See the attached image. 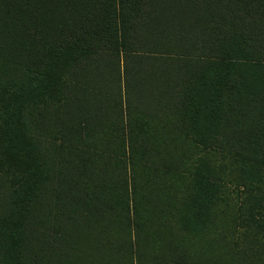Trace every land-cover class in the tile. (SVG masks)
Instances as JSON below:
<instances>
[{
  "label": "trees",
  "instance_id": "trees-1",
  "mask_svg": "<svg viewBox=\"0 0 264 264\" xmlns=\"http://www.w3.org/2000/svg\"><path fill=\"white\" fill-rule=\"evenodd\" d=\"M166 2L182 26L191 21L185 41L208 59L206 74L195 69L202 61L190 64L196 93L204 90L209 105L210 129L195 134L203 154L184 163L174 150L150 162L152 135L132 131L126 153L132 186L99 184L102 167L83 166L93 201L111 186L120 188L112 193L121 200L111 207L81 200L72 212L96 210L91 233L104 238L111 226L116 243L137 259L142 240L169 251L179 239L208 246L205 264H264V0H0V264H40L45 245L38 236L47 235L55 216L43 190L49 166L28 129L31 109L67 104L66 87L79 85L90 67H119L140 44L129 32L156 23ZM188 99L185 108L194 96ZM138 155L149 172L142 184ZM127 194L130 205L122 208ZM62 245L57 254L67 252Z\"/></svg>",
  "mask_w": 264,
  "mask_h": 264
},
{
  "label": "rangeland",
  "instance_id": "rangeland-1",
  "mask_svg": "<svg viewBox=\"0 0 264 264\" xmlns=\"http://www.w3.org/2000/svg\"><path fill=\"white\" fill-rule=\"evenodd\" d=\"M161 8L156 23L129 32L135 34L140 44L130 57L122 56L119 67L113 70L103 67L106 69L103 71L90 67L88 74L79 76L76 81L79 85L66 87L67 104L49 101L30 111L28 129L40 146L45 168L49 166L50 177L43 190L45 194L48 191L49 205L55 214L49 216L47 235L38 236L45 245V250L39 251L40 264H91V258L98 264H205L211 259L206 255L208 246L200 241L192 246L179 239L171 243L169 251L167 246L163 249L152 244L146 246L142 240L143 254L137 259L136 254L123 251L122 245L116 243L111 226L106 238L99 239L91 233L88 221L96 210L89 213L88 208L81 216L72 212L76 203V209L81 205V200L98 205L102 199L108 207L121 200L119 194L112 193L121 191L120 188L115 190L111 186L98 192L93 201L90 198L93 192L86 190L90 178L80 169L83 166L102 167L105 173L98 177L99 184L121 182V188L132 186V167L126 155L132 131L152 135L147 143L151 145L150 162L174 150L181 152L175 158L184 163H195L203 154L201 145L195 143V134L198 131L205 134L210 129L209 105L204 90L196 93L190 64L202 61L195 69L206 74L204 62L208 59L199 46L190 39L185 41L184 34L189 33L191 21L187 27L182 26L180 14L170 13L173 7H169V2ZM261 74L256 72L255 76ZM191 96H194L192 107L185 108L183 102ZM156 123L160 126L155 127ZM139 162L138 155V183L149 181V172ZM127 195L129 201L125 200L122 208L130 205L131 195ZM117 213L123 218L121 208ZM143 213L147 216L146 211ZM108 220L103 219L105 224ZM205 237L211 246L210 228ZM58 242L68 249L66 253L57 254Z\"/></svg>",
  "mask_w": 264,
  "mask_h": 264
},
{
  "label": "bare ground",
  "instance_id": "bare-ground-1",
  "mask_svg": "<svg viewBox=\"0 0 264 264\" xmlns=\"http://www.w3.org/2000/svg\"><path fill=\"white\" fill-rule=\"evenodd\" d=\"M189 7V6H188ZM191 7V6H190ZM168 9V8H167ZM187 10V9H186ZM200 10V9H199ZM185 11V10H184ZM195 11V10H194ZM167 12V11H166ZM190 15V14H189ZM195 14H193V16H194ZM170 17V16H169ZM173 17V16H172ZM186 20V19H185ZM163 21V20H162ZM175 22H176V20H175ZM179 22V21H178ZM170 26V25H169Z\"/></svg>",
  "mask_w": 264,
  "mask_h": 264
}]
</instances>
